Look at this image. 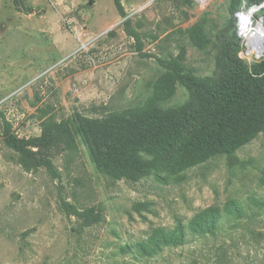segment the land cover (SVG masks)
Instances as JSON below:
<instances>
[{"label": "rangeland", "instance_id": "obj_1", "mask_svg": "<svg viewBox=\"0 0 264 264\" xmlns=\"http://www.w3.org/2000/svg\"><path fill=\"white\" fill-rule=\"evenodd\" d=\"M119 2L0 0V264H264V132L203 161L185 136L215 122L205 86L264 62L238 36L264 0ZM155 86L164 126L139 139Z\"/></svg>", "mask_w": 264, "mask_h": 264}, {"label": "trees", "instance_id": "obj_2", "mask_svg": "<svg viewBox=\"0 0 264 264\" xmlns=\"http://www.w3.org/2000/svg\"><path fill=\"white\" fill-rule=\"evenodd\" d=\"M114 1L120 8L119 0ZM247 1L249 5H258L263 0ZM254 9L255 7H252L249 11ZM217 62L220 63V58H217ZM223 79L220 84L205 86L203 89L204 100L201 101V104L205 107L206 113H214V124L205 128H201L199 125L197 129H191L185 135L187 139L191 140L187 146L198 150L200 159L197 161H203L216 155L231 156L264 132V62L250 65L239 63L233 69H225ZM156 88L155 86L153 95L148 99L143 111L133 116L134 124L139 126L136 132L139 139L145 138L151 132L155 134L164 126L165 117L163 119L162 114L157 110L158 101L161 100L160 91ZM176 110L184 111L183 106ZM196 113L199 114L198 117H201V121L207 115ZM182 133L183 130L179 135ZM107 140L108 144H112V146L106 147L109 165L116 168L122 158L117 149L120 139L115 131H109ZM4 142L11 149L22 150L21 142L7 132H5ZM31 144L32 148L38 147L34 141ZM27 154L29 158L36 156L32 150H28ZM41 165L46 167L50 173L55 172L51 162L42 161ZM192 227L194 232L198 230L195 223L192 224ZM155 234H157L156 238H151L152 247L155 250H158L157 245L163 242L167 244L179 243L183 238L181 230H179V234L156 230ZM140 249L142 253L149 250L146 245H141Z\"/></svg>", "mask_w": 264, "mask_h": 264}, {"label": "bare ground", "instance_id": "obj_3", "mask_svg": "<svg viewBox=\"0 0 264 264\" xmlns=\"http://www.w3.org/2000/svg\"><path fill=\"white\" fill-rule=\"evenodd\" d=\"M260 8L262 7L259 6L242 14L238 22V36L245 41L247 51L253 52L257 56L264 53V22L261 21L264 14L258 19L255 27L252 25V18L256 9L259 10Z\"/></svg>", "mask_w": 264, "mask_h": 264}, {"label": "water", "instance_id": "obj_4", "mask_svg": "<svg viewBox=\"0 0 264 264\" xmlns=\"http://www.w3.org/2000/svg\"><path fill=\"white\" fill-rule=\"evenodd\" d=\"M262 6H264V4ZM261 21H262V23L264 22V16L262 17Z\"/></svg>", "mask_w": 264, "mask_h": 264}]
</instances>
